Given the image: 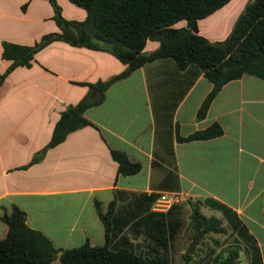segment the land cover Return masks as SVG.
<instances>
[{
    "label": "crops",
    "instance_id": "obj_1",
    "mask_svg": "<svg viewBox=\"0 0 264 264\" xmlns=\"http://www.w3.org/2000/svg\"><path fill=\"white\" fill-rule=\"evenodd\" d=\"M56 1L66 19H85L83 8ZM237 6L231 0L203 18L214 17L211 22L201 25L200 19L198 32L212 41L226 29V37ZM53 16L47 0H0V72L10 63L2 57V42L33 44L59 30ZM157 46L149 40L145 51ZM125 67L107 51L56 40L37 51L30 66H18L5 77L0 85V216L13 207L24 211L26 223L46 235L59 256L62 249L103 244L105 224L97 208L106 213L112 204V249L129 248L157 264H215L228 257L250 264L247 245L233 230L231 242L229 234L197 240L189 225L191 202L209 199L236 214L264 264V78L247 74L225 83L198 118L212 88L203 71L195 64L181 69L168 57L145 63L85 110L90 124L31 163L49 142L60 113L89 93L83 83L107 80ZM215 122L221 135L178 139ZM111 150L139 163L140 170L118 172ZM203 208L223 219L221 211ZM6 232L0 221V238Z\"/></svg>",
    "mask_w": 264,
    "mask_h": 264
},
{
    "label": "trees",
    "instance_id": "obj_2",
    "mask_svg": "<svg viewBox=\"0 0 264 264\" xmlns=\"http://www.w3.org/2000/svg\"><path fill=\"white\" fill-rule=\"evenodd\" d=\"M47 1L53 8L59 30L46 33L29 45L3 41L2 57L10 63L0 72V85L11 71L18 66H30L37 51L56 40L107 51L126 67L107 80L83 83L89 86V93L60 113L49 142L33 156L31 163L40 160L48 148L61 143L70 132L90 124L84 116L85 110L101 103L112 83L127 77L145 63L168 57L181 69L195 64L203 71L212 88L197 110L198 118L205 116L225 83L247 74L264 78V0L249 1L231 31L220 41H211L200 34L197 23L231 0H69L86 11L83 20L66 19L56 0ZM181 21L185 25L176 26ZM149 40L157 41L158 46L147 52L145 46ZM91 91H95L93 96H90ZM222 132V127L215 122L178 139H208ZM111 155L117 161L120 173L134 174L141 168L123 152L111 150ZM202 204L221 211L223 219L203 214ZM191 208L189 225L195 230L197 240L212 234L227 235L233 230L247 245L250 264H262L254 238L230 208L209 199L203 203L191 202ZM112 209V204L106 213L97 208L105 224L103 244L84 243L62 249L57 256L58 249L52 241L26 223L24 211L13 207L10 213L0 216V221L7 226L6 235L0 238V264H49L55 259L59 264H157L154 259L137 255L129 248L112 249L109 246ZM233 259L217 258L215 264H235Z\"/></svg>",
    "mask_w": 264,
    "mask_h": 264
},
{
    "label": "rangeland",
    "instance_id": "obj_3",
    "mask_svg": "<svg viewBox=\"0 0 264 264\" xmlns=\"http://www.w3.org/2000/svg\"><path fill=\"white\" fill-rule=\"evenodd\" d=\"M249 1H252V0H236V3H237V7H235L234 8V10H233V13L235 14V13H238L237 14V16L236 17H238V15L244 10V8H245V6H246V4L249 2ZM240 6H241V9H240ZM213 18L214 17H212V18H207V19H202V20H200V23L199 24H201V25H203V24H206L207 22H211L212 20H213ZM236 19V18H235ZM228 24L229 22L226 20V21H224V23L223 24ZM222 24V25H223ZM232 25L233 24H230V29L228 30V31H231V28H232ZM229 26V25H228ZM228 29V28H227ZM226 31V29L224 30V29H222V32H220L219 34H217V36H215L216 38H215V40H212V41H220V40H222V39H224V37H225V35L226 34H224V32ZM228 35V34H227ZM205 215H210V213H208L204 208L201 210ZM212 214V213H211ZM217 236H220V235H218L217 234ZM223 235L221 234V236H220V238L222 237ZM232 235L231 234H229L228 235V241H232V239L230 238ZM234 240V239H233ZM245 251H247L248 249H247V247L245 246ZM245 251H242V255H245ZM244 259H246V257L245 256H243V263H244Z\"/></svg>",
    "mask_w": 264,
    "mask_h": 264
},
{
    "label": "built area",
    "instance_id": "obj_4",
    "mask_svg": "<svg viewBox=\"0 0 264 264\" xmlns=\"http://www.w3.org/2000/svg\"><path fill=\"white\" fill-rule=\"evenodd\" d=\"M177 197H178V196H176V197H173V200L175 201V200L177 199Z\"/></svg>",
    "mask_w": 264,
    "mask_h": 264
},
{
    "label": "water",
    "instance_id": "obj_5",
    "mask_svg": "<svg viewBox=\"0 0 264 264\" xmlns=\"http://www.w3.org/2000/svg\"><path fill=\"white\" fill-rule=\"evenodd\" d=\"M61 254V253H60Z\"/></svg>",
    "mask_w": 264,
    "mask_h": 264
}]
</instances>
